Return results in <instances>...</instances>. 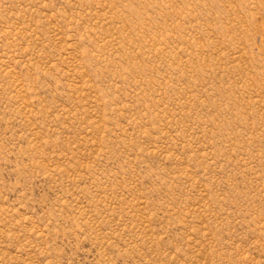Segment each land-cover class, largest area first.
I'll return each mask as SVG.
<instances>
[{
    "label": "rangeland",
    "instance_id": "rangeland-1",
    "mask_svg": "<svg viewBox=\"0 0 264 264\" xmlns=\"http://www.w3.org/2000/svg\"><path fill=\"white\" fill-rule=\"evenodd\" d=\"M0 264H264V0H0Z\"/></svg>",
    "mask_w": 264,
    "mask_h": 264
}]
</instances>
